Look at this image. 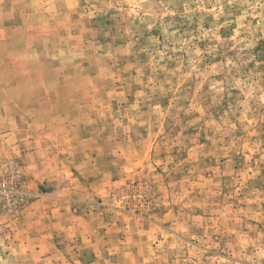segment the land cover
<instances>
[{
	"label": "rangeland",
	"instance_id": "rangeland-1",
	"mask_svg": "<svg viewBox=\"0 0 264 264\" xmlns=\"http://www.w3.org/2000/svg\"><path fill=\"white\" fill-rule=\"evenodd\" d=\"M0 264H264V0H0Z\"/></svg>",
	"mask_w": 264,
	"mask_h": 264
}]
</instances>
